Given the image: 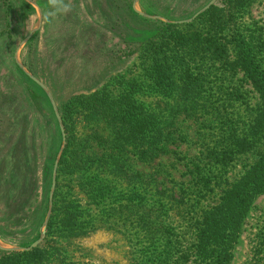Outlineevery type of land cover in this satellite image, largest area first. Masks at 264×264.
Segmentation results:
<instances>
[{"label": "rangeland", "instance_id": "rangeland-1", "mask_svg": "<svg viewBox=\"0 0 264 264\" xmlns=\"http://www.w3.org/2000/svg\"><path fill=\"white\" fill-rule=\"evenodd\" d=\"M32 1L35 4L0 0V244L27 247L41 236L53 169L63 144L48 94L20 61L46 85L61 117L64 104L72 101L75 120L71 165H64L60 173L59 162L57 170L58 225L53 232L57 248L44 264H157L153 252L162 249L163 241L150 244L156 235L141 227V216L154 219L159 200L169 203L172 208L163 217L172 231L164 237H173L174 250L179 251L182 247L176 238L185 233L188 219L201 218L218 203L264 150L263 138L253 150L219 166L205 192L196 164L204 167L208 162L199 140L200 132L208 129L199 128L193 119L180 117L178 131L185 140L173 146L177 153L150 162L140 161L135 154L132 140L140 131L136 126L140 107L154 112L164 108L166 100L151 82L158 66L144 53L143 45L159 40L157 34L166 23L185 30L204 27L212 16L174 22L191 18L211 0ZM136 1L137 9L152 17L139 14ZM234 17L228 32L257 28L264 39V0L254 1ZM241 76L231 77L224 91L239 88L244 97L234 95L228 110H221L247 123L257 112L260 97ZM213 86L218 97V86ZM98 92L106 94L110 103L97 107L91 96ZM115 111L125 119L120 121ZM67 138L66 132L65 148ZM53 209L54 204L51 216ZM69 212L77 231L73 237L66 235L62 224ZM48 224L39 245L51 243ZM262 229L264 191L246 213L229 264H252L256 236ZM4 251L8 250L0 248V256Z\"/></svg>", "mask_w": 264, "mask_h": 264}, {"label": "trees", "instance_id": "trees-1", "mask_svg": "<svg viewBox=\"0 0 264 264\" xmlns=\"http://www.w3.org/2000/svg\"><path fill=\"white\" fill-rule=\"evenodd\" d=\"M254 1L256 0H220L198 16H212L205 20L204 27L185 30L180 25L166 23L157 34L159 40L143 45L144 53L152 56L158 66L150 75L151 82L166 100L164 108L158 107L154 112L140 107L136 125L140 131L135 140H132L135 154L140 161L150 162L162 155L177 153L173 146L185 140L178 131L180 117L184 115L185 118L193 119L196 124L200 123L199 128L202 126L208 129L202 130L199 137L205 147L202 154H207L208 162L204 167L200 163L196 164V176L204 182L201 188L204 192L211 186V175L216 174L215 169L228 165L239 154L253 150L264 138L262 32H258L257 28L239 29L232 33L226 30L236 18L234 14ZM241 73L239 79L250 83L260 97L257 112L249 116L247 123H242L241 118H234L221 110H228L234 95L237 98L244 97L239 88L231 92L224 91L226 83H230ZM213 84L218 86V97L213 94ZM91 97L97 100V107L110 103L107 95L100 92ZM71 104L72 101H69L61 109L68 142L60 161V173L64 165H71L73 157L75 135L72 131L75 120ZM117 116L120 121L125 119L124 114L119 113ZM217 126L220 127L218 131ZM121 136V141L125 142L127 138L123 134ZM263 191L264 150H261L257 161L225 191L218 203L207 208L201 218L188 219L185 233L176 238V242L182 247L179 251L174 250L173 237L169 238L171 224L163 217L164 214L168 217L172 207L159 200L154 219L152 215L151 218L141 216V227L156 235L150 244L160 245L159 241H163L162 249L153 252L157 264H229L246 213ZM56 201L54 199V213L48 224V234L52 235L51 243L39 245L29 251H4L0 256V264H44L55 255L52 251L57 248L56 235L53 233L58 225ZM171 203L175 204L174 201ZM67 214L62 218V224L66 235L73 237L77 232L72 225V220L75 219L70 212ZM164 233L169 236L165 238ZM180 238L184 240H179ZM252 264H264V229L256 236Z\"/></svg>", "mask_w": 264, "mask_h": 264}, {"label": "water", "instance_id": "water-1", "mask_svg": "<svg viewBox=\"0 0 264 264\" xmlns=\"http://www.w3.org/2000/svg\"><path fill=\"white\" fill-rule=\"evenodd\" d=\"M28 1L33 3V4H35L32 0H28ZM217 1L218 0H211L206 6H204L201 10L196 12L191 18H188V19H185V20H180V21H177V22L175 21L174 23H186V22L193 21L200 14H202L203 12L208 10ZM136 4H137V1L134 3V8L139 14L150 16V15H147L146 13L142 12L141 10L137 9ZM150 17H152V16H150ZM153 17L162 18L160 16H153ZM34 30L35 29H33L30 32V34L27 36V38H26V40L24 42H26L29 38H31ZM18 64L27 73V75L30 76L35 82H37L46 91V93L48 94V96H49V98H50V100L52 102L53 108L55 110L56 116L58 118V121H59V124H60V128H61V131H62V135H63V144H62L60 152H59V154L57 156V159H56L55 165H54V169H53L52 186H51V191H50V195H49V210H48L45 222L43 224V228H42V231H41V236L37 240H35L30 246H27V247H6V246H2L0 244V248L3 249V250H8V251H29V250H32L33 248L37 247L41 243V241L43 240L45 232H46V227H47V224L49 222V219H50V216H51V213H52V208H53V204H54V200H53L54 199V192H55L56 185H57L58 165H59L62 153H63L65 145H66V131H65V126H64L61 114L59 112L57 103H56L55 99L53 98L51 92L46 87V85L42 81H40L37 77H35L29 70H27L25 68V66L20 61L18 62Z\"/></svg>", "mask_w": 264, "mask_h": 264}]
</instances>
